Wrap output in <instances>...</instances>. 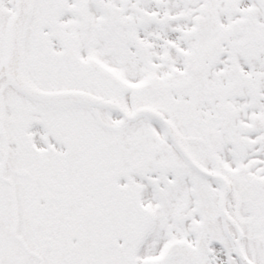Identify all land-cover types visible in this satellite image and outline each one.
I'll use <instances>...</instances> for the list:
<instances>
[{
  "label": "snow or ice",
  "instance_id": "obj_1",
  "mask_svg": "<svg viewBox=\"0 0 264 264\" xmlns=\"http://www.w3.org/2000/svg\"><path fill=\"white\" fill-rule=\"evenodd\" d=\"M0 264H264V0H0Z\"/></svg>",
  "mask_w": 264,
  "mask_h": 264
}]
</instances>
